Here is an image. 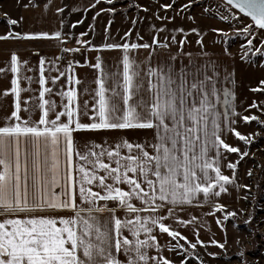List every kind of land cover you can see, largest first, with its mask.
<instances>
[{
	"label": "snow or ice",
	"instance_id": "obj_1",
	"mask_svg": "<svg viewBox=\"0 0 264 264\" xmlns=\"http://www.w3.org/2000/svg\"><path fill=\"white\" fill-rule=\"evenodd\" d=\"M100 2L96 0L89 6L95 7ZM107 3L111 7L101 11L114 13L113 0ZM162 7L168 9L173 5ZM188 7L183 5L185 10ZM223 7L228 14L218 12L220 19L239 24L235 35L246 40L241 58L250 54L264 56V0H223ZM234 9L250 17L251 23L238 20ZM8 23L16 25L18 20L9 19ZM174 31L183 33L184 29ZM190 31L199 30L193 27ZM49 35L48 31L8 32L0 35V40ZM62 35L60 30L51 32L56 39ZM130 35L125 33L126 37ZM186 38L185 35V39L177 40L172 35L171 41L178 46L176 54L153 67L150 53L144 68L132 56V50L149 49L152 44L167 49L170 47L167 39L153 38L152 44L104 43L102 48L122 50V70L117 67L116 71H106L97 56L96 63L90 65L99 70L93 103L89 106L84 101L81 105L77 90L72 87L73 83L80 84V80L71 75L73 66L69 63L66 69L69 87L58 93L60 110L55 101L45 98L52 89L46 87V60L39 53L38 102L30 109L28 102L33 98L22 101L21 93L27 89L21 87V71L33 69L28 67V60H21L15 51L11 52L5 67H0V74H12L11 87L0 96L6 97L10 92L14 97L10 113L0 117V264H185L187 257L194 254L203 243L198 234L194 233L195 242L187 241L165 220L174 216L178 207L194 201L212 203L218 211L224 209L213 199L233 182L222 172V162L226 153L248 155L228 143L226 133L250 145L259 133H241L236 127L237 118L246 124L255 121L261 127L264 119L235 111L234 89L220 87L222 81L216 65L208 61L197 64L191 52H184ZM138 39L142 37L138 35ZM202 43L197 40V44ZM184 55L189 57L191 70H187L189 65L175 67L177 57ZM66 72L51 77L52 84L66 76ZM231 77L228 73L223 80L234 84ZM23 79L31 82L32 78ZM251 90L264 94V79ZM221 91L222 113L217 109ZM37 108L38 118L33 119L31 112ZM249 108L264 115V103L253 101ZM22 111L27 115H21ZM100 130H149L152 140L119 138L97 143L79 140L75 135ZM227 167L234 170L237 164L227 162ZM233 215L228 212L225 219ZM157 231L174 240L187 241L188 248L179 242L166 245L169 251L181 256L179 261L160 254L162 245ZM189 248L193 251L189 252ZM153 249L156 255L151 254Z\"/></svg>",
	"mask_w": 264,
	"mask_h": 264
},
{
	"label": "crops",
	"instance_id": "obj_2",
	"mask_svg": "<svg viewBox=\"0 0 264 264\" xmlns=\"http://www.w3.org/2000/svg\"><path fill=\"white\" fill-rule=\"evenodd\" d=\"M113 0L115 12L101 11L111 7L107 0H101L95 7L96 0H3L2 17L4 21L0 24V35L8 32L34 33L37 31H48V38L35 39H7L0 40V67H5V61L10 57L11 52L15 51L21 60H28V67L33 71H21V87L27 89L21 93L22 101L29 97L33 99L28 102L31 109L38 102L40 85L39 80V56H43L46 60L45 75L48 77L46 87L52 89L50 94H46L45 98L55 101L57 110H60L61 97L58 93L63 89L67 90L69 85L67 79V66L69 63L73 66L71 75L80 80V84L73 83L72 87L77 90L78 101L82 105L87 101L89 106L93 103L92 96L97 88L95 79L99 75V70L90 67L96 63V57H101L102 67L107 70L116 71L117 67L122 70V50L121 49H105L101 45L104 43H149L152 44L153 38L159 41L168 40L170 47L161 48L159 44H152V48L132 50V56L141 68L147 65V58L151 53V65L156 67L158 64L167 61L168 57L176 54L178 50L177 44L171 41V36L175 35L177 40L185 39L184 52H191L192 59L197 64L205 61L216 65L221 77L220 87L234 89V106L237 109L236 86L235 81L228 83L223 78L231 73V79L234 80V58L242 61L241 56L236 50L227 46V39L224 33H228L223 22L212 16L205 15L199 10H190V6L185 10L183 5L190 4V1L182 0H133L134 7L130 5H116ZM171 3L172 8L165 9V4ZM28 4V7H24ZM130 4V3H129ZM45 5H48L45 8ZM57 8H62L63 12H57ZM145 9H147L145 11ZM99 13V15H97ZM192 17L194 19H189ZM9 19H17L16 25H10ZM63 21V24H61ZM79 21V23H78ZM73 25H75L73 27ZM198 28V33H192L191 28ZM183 28L184 32L174 31V29ZM213 28L223 29V32H214ZM164 29L163 31H157ZM60 30L63 35L60 39L51 36V32ZM126 32H130L129 37L125 36ZM81 33L85 35L81 36ZM142 37V39H138ZM197 40H202V45L197 44ZM77 41H81L78 43ZM79 49V51L65 52L63 49ZM155 49V52L152 51ZM39 53V56H37ZM201 53H206L202 55ZM59 58V59H57ZM49 61L52 63L49 64ZM79 63H76V62ZM189 65V57L187 55L178 56L175 61V67L181 65ZM246 65L247 62H246ZM51 68V71L48 69ZM187 70H191V65ZM60 71H65L66 76L60 77L55 85L51 82V77L59 75ZM12 74H0V93L11 87L10 78ZM24 76L31 77V82L23 79ZM14 97L9 92L8 96H0V117L5 113H10L13 105ZM66 102V101H65ZM23 107V104H22ZM218 111L224 110L223 93L220 94V103L217 105ZM21 115H27L22 111ZM32 118L37 119L39 109L31 112ZM86 119V117H82ZM238 120V119H237ZM237 130L244 132L246 124H236ZM79 140L88 141L95 140L97 143L103 140L112 142L114 139L127 138L129 141L143 142L152 140V133L149 130H100V131H81L75 134ZM227 142L235 146L236 137L228 135ZM227 162H232L233 158L230 153H226V159L222 162V172L232 177V169L227 167ZM226 187V186H225ZM226 191L222 192L219 197H214L215 203L225 204L228 198L232 197V191L226 187ZM219 190V189H217ZM111 206V205H110ZM67 215V213H59ZM166 215V213H165ZM193 218H195L193 222ZM181 220L189 221L188 224H181ZM218 220L216 208L212 203H199L194 201L190 205H183L175 210L172 217H168L165 223L173 229L179 231L182 236L187 237V241L195 242L196 235L202 244H213L212 240L220 241L222 239V226ZM157 239L162 245L161 255L171 259V251L166 245H172V238L166 233L161 234L157 231ZM185 241V240H184ZM186 242V241H185ZM152 255H156V250L151 251Z\"/></svg>",
	"mask_w": 264,
	"mask_h": 264
},
{
	"label": "rangeland",
	"instance_id": "obj_3",
	"mask_svg": "<svg viewBox=\"0 0 264 264\" xmlns=\"http://www.w3.org/2000/svg\"><path fill=\"white\" fill-rule=\"evenodd\" d=\"M115 4L123 5V7L127 4L134 7L133 0H120ZM189 6L190 10H199L223 22L228 32L226 37L228 47L232 46L241 57L244 56L246 49H242V45L246 43V40L242 36L235 35V28L239 27V24L223 21L218 14V12L228 14L223 7V0H191ZM2 9L3 0H0V24L4 21L1 16ZM234 11L238 14V20L243 19L245 23H251L250 17L239 13V10L234 9ZM256 44L259 46L258 40ZM235 57L233 58L236 112L241 115H258L264 119V115H261L258 109L249 108L253 101L264 103V94L251 90L257 86L260 79H264V56L250 54L242 61ZM241 122L237 120L238 126ZM244 132H256L259 135L250 145L236 138L235 147L240 148L241 151H247L246 157H241L239 153H230L237 167L232 169L233 182L226 187L233 193L225 204H221L224 205V209L216 210L223 237L217 241V244H203L197 247L194 254L187 257L185 264H201V261L203 264H264V127L252 121L246 124ZM228 212H233L235 215L225 219ZM177 242L188 248L187 241L172 238V244ZM219 244H223L224 247H219ZM188 250L193 251L190 248ZM209 253H215V255H209ZM171 257L174 262L181 259V256L174 251H171Z\"/></svg>",
	"mask_w": 264,
	"mask_h": 264
},
{
	"label": "trees",
	"instance_id": "obj_4",
	"mask_svg": "<svg viewBox=\"0 0 264 264\" xmlns=\"http://www.w3.org/2000/svg\"><path fill=\"white\" fill-rule=\"evenodd\" d=\"M227 46H229L228 42H227Z\"/></svg>",
	"mask_w": 264,
	"mask_h": 264
}]
</instances>
